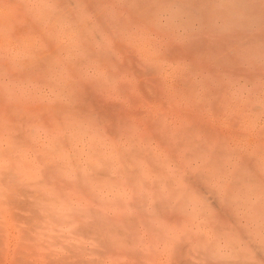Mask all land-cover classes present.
Listing matches in <instances>:
<instances>
[{
    "label": "clouds",
    "instance_id": "1",
    "mask_svg": "<svg viewBox=\"0 0 264 264\" xmlns=\"http://www.w3.org/2000/svg\"><path fill=\"white\" fill-rule=\"evenodd\" d=\"M264 264V0H0V256Z\"/></svg>",
    "mask_w": 264,
    "mask_h": 264
},
{
    "label": "rangeland",
    "instance_id": "2",
    "mask_svg": "<svg viewBox=\"0 0 264 264\" xmlns=\"http://www.w3.org/2000/svg\"><path fill=\"white\" fill-rule=\"evenodd\" d=\"M14 250L10 247L9 250L0 256V264H23L19 258H13Z\"/></svg>",
    "mask_w": 264,
    "mask_h": 264
}]
</instances>
